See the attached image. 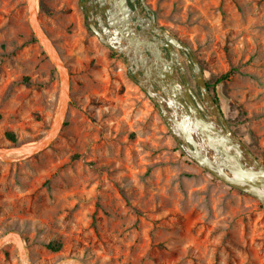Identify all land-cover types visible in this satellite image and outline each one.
Wrapping results in <instances>:
<instances>
[{"label": "rangeland", "instance_id": "374dc122", "mask_svg": "<svg viewBox=\"0 0 264 264\" xmlns=\"http://www.w3.org/2000/svg\"><path fill=\"white\" fill-rule=\"evenodd\" d=\"M145 1L207 81L228 74L215 86L219 104L264 162V0ZM37 14L66 67L70 104L48 149L0 155V237L19 233L30 264H264V206L187 156L80 0H37ZM61 98L27 0H0V145L44 138ZM0 264H23L16 242L0 246Z\"/></svg>", "mask_w": 264, "mask_h": 264}, {"label": "water", "instance_id": "95a60500", "mask_svg": "<svg viewBox=\"0 0 264 264\" xmlns=\"http://www.w3.org/2000/svg\"><path fill=\"white\" fill-rule=\"evenodd\" d=\"M87 24L99 40L122 55L130 75L148 94L183 151L195 163L227 185L245 192L264 206V162L228 123L221 105L208 88L205 73L193 49L161 27L145 0H88ZM32 29L55 62L62 98L51 131L27 144L0 145V155L29 157L48 149L65 125L70 104V81L57 47L40 23L37 0H27ZM185 58L199 94L192 86ZM17 243V232L0 237V246Z\"/></svg>", "mask_w": 264, "mask_h": 264}, {"label": "trees", "instance_id": "16d2710c", "mask_svg": "<svg viewBox=\"0 0 264 264\" xmlns=\"http://www.w3.org/2000/svg\"><path fill=\"white\" fill-rule=\"evenodd\" d=\"M226 77H228V74H226L225 76H222L221 78L217 79L214 84H211V82L207 81L208 88H209V90L211 91V93L213 94L214 98L216 99V101L218 103H219V99H218L217 95L215 94V88H216L215 86H216L217 83H219L220 81L224 80ZM7 137L12 143L17 144L18 139H17V136H16L15 133L8 132L7 133ZM49 245H50L51 248H53L55 250H59L61 248V246H62V244L59 243V242L58 243H51Z\"/></svg>", "mask_w": 264, "mask_h": 264}, {"label": "bare ground", "instance_id": "6f19581e", "mask_svg": "<svg viewBox=\"0 0 264 264\" xmlns=\"http://www.w3.org/2000/svg\"><path fill=\"white\" fill-rule=\"evenodd\" d=\"M22 263L23 264H30V262L26 256H24V258L22 259ZM56 264H80V263H78L74 259H67V260H63V261L56 263Z\"/></svg>", "mask_w": 264, "mask_h": 264}, {"label": "flooded vegetation", "instance_id": "af4514ba", "mask_svg": "<svg viewBox=\"0 0 264 264\" xmlns=\"http://www.w3.org/2000/svg\"><path fill=\"white\" fill-rule=\"evenodd\" d=\"M88 0H80V3H85V2H87ZM139 1V0H138ZM83 11H84V13H85V15H86V19H87V4H84V6H83Z\"/></svg>", "mask_w": 264, "mask_h": 264}]
</instances>
